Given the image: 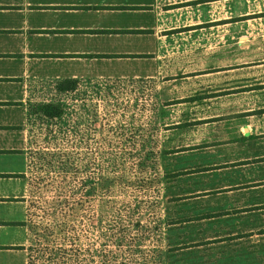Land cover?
Here are the masks:
<instances>
[{
	"label": "rangeland",
	"instance_id": "rangeland-1",
	"mask_svg": "<svg viewBox=\"0 0 264 264\" xmlns=\"http://www.w3.org/2000/svg\"><path fill=\"white\" fill-rule=\"evenodd\" d=\"M214 5L173 75L31 88L29 264H230L189 247L221 229V197L238 206L223 187L264 171V0Z\"/></svg>",
	"mask_w": 264,
	"mask_h": 264
},
{
	"label": "crops",
	"instance_id": "crops-1",
	"mask_svg": "<svg viewBox=\"0 0 264 264\" xmlns=\"http://www.w3.org/2000/svg\"><path fill=\"white\" fill-rule=\"evenodd\" d=\"M216 2L228 17L229 0H0V264H29L31 88L65 79L173 75L167 70H180L183 55L197 59L183 49L198 40V27L213 26ZM226 57L216 51L202 59ZM258 172L223 187L238 206L229 211L230 197H221L226 209L206 223L210 228L216 218L221 229L189 248L202 253L222 244L219 254L230 264H264V171Z\"/></svg>",
	"mask_w": 264,
	"mask_h": 264
},
{
	"label": "trees",
	"instance_id": "trees-1",
	"mask_svg": "<svg viewBox=\"0 0 264 264\" xmlns=\"http://www.w3.org/2000/svg\"><path fill=\"white\" fill-rule=\"evenodd\" d=\"M60 82L61 83L58 84L57 90L64 91V90H71V89L75 88V84L73 85L72 83L77 82V80H75V79H65V80L60 81ZM66 82H69L70 85L63 86L62 83H66ZM50 106H52V105H50V104H42V108H43V110H45L47 115L55 117V116H59L61 114V111H55L57 108H52L50 110Z\"/></svg>",
	"mask_w": 264,
	"mask_h": 264
}]
</instances>
